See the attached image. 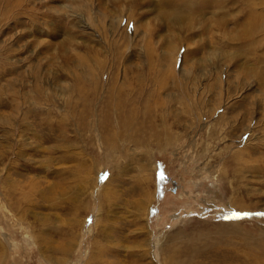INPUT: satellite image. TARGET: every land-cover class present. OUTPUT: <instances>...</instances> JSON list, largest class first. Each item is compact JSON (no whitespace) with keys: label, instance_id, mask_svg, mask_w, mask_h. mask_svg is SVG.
I'll return each instance as SVG.
<instances>
[{"label":"rangeland","instance_id":"rangeland-1","mask_svg":"<svg viewBox=\"0 0 264 264\" xmlns=\"http://www.w3.org/2000/svg\"><path fill=\"white\" fill-rule=\"evenodd\" d=\"M0 264H264V0H0Z\"/></svg>","mask_w":264,"mask_h":264}]
</instances>
